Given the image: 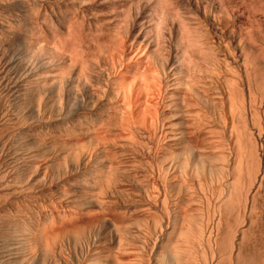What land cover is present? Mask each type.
<instances>
[{"label": "bare ground", "instance_id": "1", "mask_svg": "<svg viewBox=\"0 0 264 264\" xmlns=\"http://www.w3.org/2000/svg\"><path fill=\"white\" fill-rule=\"evenodd\" d=\"M263 195L264 0H0V264H264Z\"/></svg>", "mask_w": 264, "mask_h": 264}, {"label": "rangeland", "instance_id": "2", "mask_svg": "<svg viewBox=\"0 0 264 264\" xmlns=\"http://www.w3.org/2000/svg\"><path fill=\"white\" fill-rule=\"evenodd\" d=\"M198 16H199V18L202 20V18L200 17V15H198ZM261 200H262V201H261ZM261 200H259V202L261 203V204H260L261 206L259 205V207H260L259 210H260V212H263V215L261 214V216H262V220H261V221L264 222V221H263V218H264V217H263V216H264V207H262V203H264V195H263V198H261ZM263 206H264V204H263ZM262 210H263V211H262ZM262 222H261V226H262ZM263 229H264V223H263ZM262 231L264 232V230H262Z\"/></svg>", "mask_w": 264, "mask_h": 264}]
</instances>
